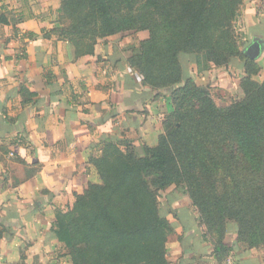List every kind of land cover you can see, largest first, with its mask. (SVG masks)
I'll list each match as a JSON object with an SVG mask.
<instances>
[{
  "label": "trees",
  "instance_id": "trees-1",
  "mask_svg": "<svg viewBox=\"0 0 264 264\" xmlns=\"http://www.w3.org/2000/svg\"><path fill=\"white\" fill-rule=\"evenodd\" d=\"M59 1V18L72 21L64 26L58 20L60 26L49 31L70 39L75 58L93 54L95 39L86 41L92 23L96 36L151 23L150 38L133 48L126 65L142 84L170 90L171 100L154 146L102 139L99 154L89 157L99 182H88L70 207L56 209L51 234L64 244L71 264H168L173 226L166 218L171 211H160L159 190L171 184L188 196L218 261L230 250L223 241L228 222L235 223L236 241L264 242V80L253 79L262 43L254 39L238 47L232 20L242 0H117L125 16L115 0ZM155 15L165 22L162 38ZM235 62L243 70L241 97L225 106L188 73L190 63L202 71ZM18 93L14 114L3 109L8 124L38 98L22 84ZM10 144L24 179L39 172V162L24 159L20 148L29 144L23 136Z\"/></svg>",
  "mask_w": 264,
  "mask_h": 264
},
{
  "label": "crops",
  "instance_id": "crops-1",
  "mask_svg": "<svg viewBox=\"0 0 264 264\" xmlns=\"http://www.w3.org/2000/svg\"><path fill=\"white\" fill-rule=\"evenodd\" d=\"M58 5L59 0H0V142L11 146L23 136L29 144L20 148L25 161L41 164L39 172L24 179L15 158L10 163L0 155V264H71L51 225L56 209L70 207L88 182H99L89 157L99 154L106 137L154 146L171 109L168 97L155 96L133 69L114 64L113 55L105 67L97 63V48L75 58L67 41L49 31L59 26ZM242 22L247 42L264 40V0L247 1ZM255 61L264 75V48ZM231 66L239 70L237 76ZM193 70L196 65L190 63L191 77ZM242 74L238 64L211 65L196 79L204 86L218 84L223 93L231 88L241 93ZM20 84L38 98L8 124L3 109L13 115L20 107ZM185 198L167 203L172 214L166 218L173 226L166 242L168 264H221ZM231 242L224 240L227 246ZM232 249L237 260L246 258L238 245Z\"/></svg>",
  "mask_w": 264,
  "mask_h": 264
},
{
  "label": "rangeland",
  "instance_id": "rangeland-1",
  "mask_svg": "<svg viewBox=\"0 0 264 264\" xmlns=\"http://www.w3.org/2000/svg\"><path fill=\"white\" fill-rule=\"evenodd\" d=\"M247 1L256 2L257 0H242L241 4L239 5L238 11L236 12V14L232 20V25H233L236 41L238 43V47H240L241 49L244 47L245 43L248 41V38H246L247 33L245 31L241 30V27L243 25L242 14H243V11L245 10V7L247 5ZM117 2L119 5V8L121 10V15L125 16L126 10L123 8L122 4L119 1L115 0V3H117ZM59 5H60V1H59ZM59 5H58V7H59ZM0 16H3V15H0ZM54 17L58 23L60 21L64 26H67L72 21L71 18H66V17H63V19H60L59 13L57 12V10H56V13L54 14ZM154 17L156 20L154 22L155 23L154 25H157L156 35L159 38H162L163 31L165 30V25L163 23H165V22L163 20V17H161L160 15H155ZM148 24L150 25V27L149 26L142 27V25H140V23H139V24H136L130 30L129 29L126 30L125 28H122L119 31L115 32L114 34H110V35L102 34L101 36H96L93 33H94V31L98 32V29L92 23L91 25L88 26V28H86V31L89 32L86 41L87 42L90 41V38L93 40L95 39V43L93 46V52H94L95 48H97L98 51H100V54H98V56H97V63L98 64L105 67L108 64L107 63L108 62L107 57L110 55H113V58H114L113 63L114 64H117V63H119L121 65L127 64V61H126L127 58L132 53L136 52V51H134V49L138 48L140 43H142L143 41L150 38L152 24L151 23H148ZM54 35L56 36L57 33H55ZM92 35L95 36V38H93ZM61 40L67 41V44L69 46L73 45V43L70 41L69 38H66V39L64 38ZM80 46L84 47V46H86V43L80 44ZM235 63H236V65L238 64V62H235ZM235 63H232V64H235ZM211 65L212 64H210V66ZM238 65H240V64H238ZM227 66H225V67H227ZM220 67H224V66H220ZM232 67L233 66H231L230 68H232ZM232 69L234 71V74L237 76V72H239V70H237L236 68H232ZM133 70L138 75V77L140 79L138 72L135 69H133ZM198 72H200V71L196 67V70L192 71V75L195 77V78L192 77V79L195 81L196 85H199L201 87H205L207 89V91L210 93L212 99L214 100V102L216 104H219L220 106H225V105H228L231 102H233L234 100L241 97V93L238 90L233 91V88H231L230 91H225V93H223V92H221L220 88L218 87V84H213L211 86H210V84H207L204 86V84H203V82H201V80L196 79V74ZM253 79L257 82H261L264 80V75H261L258 73V74L253 76ZM140 81H141V79H140ZM156 92L158 93L157 95H159V96H163L164 98L168 97L170 108H171V100H170V95H169L170 90L163 88L160 90H156ZM168 112L169 111L165 112V115ZM11 149H12L11 146L8 143H6L5 141L0 142V155H3L4 158L7 159V161L10 163L14 162L13 161V159H14L13 154L8 152ZM153 177L154 176L148 177V181L150 182L153 179ZM178 188H179L178 185L171 184L166 189L159 190V199H160L159 207H160V211L163 215H165V213H167L168 211H171V207L167 204V203H170V201L181 200L185 197L189 200L188 196L186 194H184V192L181 191L180 188H179L180 190H177ZM168 200H170V201L168 202ZM171 214H172V211H171ZM235 231H236L235 230V223L232 222L230 224L228 222L227 231L224 234L223 241L226 239L231 240L232 244L229 246L230 250L225 254V257H227V256L232 257L236 264H264V261H263V259H264V242H257L254 245L251 243H246V242H238V241H236V232ZM234 245H238V247L241 250H244L246 252L245 253L246 258H243L242 261H239V260H237L238 258H235V254H234L233 249H232V247H234ZM219 262L221 263L222 260Z\"/></svg>",
  "mask_w": 264,
  "mask_h": 264
},
{
  "label": "built area",
  "instance_id": "built-area-1",
  "mask_svg": "<svg viewBox=\"0 0 264 264\" xmlns=\"http://www.w3.org/2000/svg\"><path fill=\"white\" fill-rule=\"evenodd\" d=\"M222 264H236L232 257L227 256L224 258Z\"/></svg>",
  "mask_w": 264,
  "mask_h": 264
},
{
  "label": "water",
  "instance_id": "water-1",
  "mask_svg": "<svg viewBox=\"0 0 264 264\" xmlns=\"http://www.w3.org/2000/svg\"><path fill=\"white\" fill-rule=\"evenodd\" d=\"M256 41H257V43H255V45L258 46L259 43H262L261 49L264 48V40L263 39H256ZM251 49H249V53H251Z\"/></svg>",
  "mask_w": 264,
  "mask_h": 264
}]
</instances>
